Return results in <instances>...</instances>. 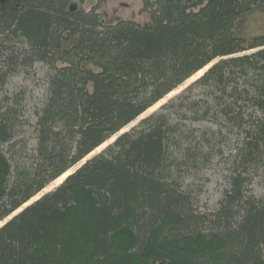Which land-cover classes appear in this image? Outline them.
Wrapping results in <instances>:
<instances>
[{
  "label": "trees",
  "instance_id": "trees-1",
  "mask_svg": "<svg viewBox=\"0 0 264 264\" xmlns=\"http://www.w3.org/2000/svg\"><path fill=\"white\" fill-rule=\"evenodd\" d=\"M109 1L0 0V87L49 69L39 105L0 99V264H264V34L240 32L264 0H140L148 24Z\"/></svg>",
  "mask_w": 264,
  "mask_h": 264
},
{
  "label": "rangeland",
  "instance_id": "rangeland-1",
  "mask_svg": "<svg viewBox=\"0 0 264 264\" xmlns=\"http://www.w3.org/2000/svg\"><path fill=\"white\" fill-rule=\"evenodd\" d=\"M94 2L95 0L86 6L90 8ZM101 14L107 23H115L119 20L129 19L135 20L142 24L149 23L148 15L142 12V3L140 0H110L101 10ZM240 30V32L249 37L264 34V10L248 15L240 23ZM209 68L210 66L201 74L196 75L194 79L189 80L178 91L168 96L158 106L148 111L121 134L128 132L132 127L136 126L139 121L159 110L170 99L179 95L184 89L201 78ZM48 70L49 69L47 66L43 64H36L35 67L32 68V72L29 71L30 75L26 72H23L10 77L8 84L4 86V89L3 87H0V99L5 98L6 96L14 98L16 95L22 92V96H19L18 99H23L24 102L28 104V109H32L36 105H39L45 99V83ZM115 139L116 138L108 142L101 149L94 152L92 156L101 152L108 145L113 143ZM229 153L230 152L225 153L223 158L215 159L213 161V165L202 176V179L193 185L192 190L195 198L197 199L200 207H202L204 210L212 211L217 207V204L228 185V179L232 171L231 169L233 168ZM73 171L74 170L70 171L69 174L73 173ZM252 177L253 185L251 186V191L256 196H264V174L261 171H258L257 173L253 174ZM64 180L65 178L62 181ZM58 184L59 181L57 180L42 194L50 192L53 188L57 187Z\"/></svg>",
  "mask_w": 264,
  "mask_h": 264
},
{
  "label": "water",
  "instance_id": "water-1",
  "mask_svg": "<svg viewBox=\"0 0 264 264\" xmlns=\"http://www.w3.org/2000/svg\"><path fill=\"white\" fill-rule=\"evenodd\" d=\"M4 1V0H3ZM77 9V5L76 4H73L72 6H71V10L72 11H75Z\"/></svg>",
  "mask_w": 264,
  "mask_h": 264
},
{
  "label": "bare ground",
  "instance_id": "bare-ground-1",
  "mask_svg": "<svg viewBox=\"0 0 264 264\" xmlns=\"http://www.w3.org/2000/svg\"><path fill=\"white\" fill-rule=\"evenodd\" d=\"M66 178H67V177H65V179H66ZM62 182H63V181H60L58 185H60Z\"/></svg>",
  "mask_w": 264,
  "mask_h": 264
}]
</instances>
